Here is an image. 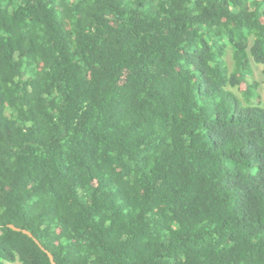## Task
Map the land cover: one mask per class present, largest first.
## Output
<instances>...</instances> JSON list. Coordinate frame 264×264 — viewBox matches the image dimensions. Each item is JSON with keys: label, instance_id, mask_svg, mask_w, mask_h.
<instances>
[{"label": "trees", "instance_id": "1", "mask_svg": "<svg viewBox=\"0 0 264 264\" xmlns=\"http://www.w3.org/2000/svg\"><path fill=\"white\" fill-rule=\"evenodd\" d=\"M11 223L57 264H264V0H0V264H52Z\"/></svg>", "mask_w": 264, "mask_h": 264}, {"label": "water", "instance_id": "2", "mask_svg": "<svg viewBox=\"0 0 264 264\" xmlns=\"http://www.w3.org/2000/svg\"><path fill=\"white\" fill-rule=\"evenodd\" d=\"M8 226L11 227V228H13V229H15V230H17V231H22V232L28 234L29 236L33 237L35 239V241L40 245V247L44 251L47 252V254L49 255V258H50L52 264H57L56 261H55V257L53 255V253L51 251H49L45 246H43V244L40 242V240L37 237H35L34 234L30 230L25 229V228L18 227L15 224H12V223L9 224Z\"/></svg>", "mask_w": 264, "mask_h": 264}, {"label": "rangeland", "instance_id": "3", "mask_svg": "<svg viewBox=\"0 0 264 264\" xmlns=\"http://www.w3.org/2000/svg\"><path fill=\"white\" fill-rule=\"evenodd\" d=\"M253 66H254L255 77L258 80H262V73H261L262 67H261V65L253 63ZM6 264H20V263L19 262H14V263L7 262Z\"/></svg>", "mask_w": 264, "mask_h": 264}]
</instances>
